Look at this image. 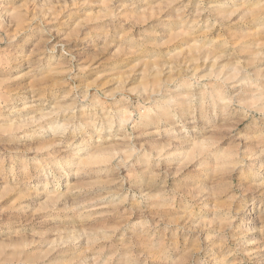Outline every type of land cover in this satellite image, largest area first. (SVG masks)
<instances>
[{
  "label": "clouds",
  "instance_id": "9594fccd",
  "mask_svg": "<svg viewBox=\"0 0 264 264\" xmlns=\"http://www.w3.org/2000/svg\"><path fill=\"white\" fill-rule=\"evenodd\" d=\"M0 264H264V0H0Z\"/></svg>",
  "mask_w": 264,
  "mask_h": 264
}]
</instances>
